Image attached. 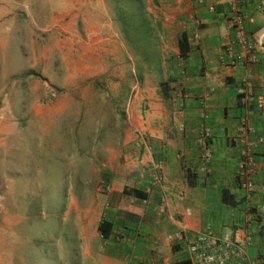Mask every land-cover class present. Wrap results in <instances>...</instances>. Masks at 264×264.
Masks as SVG:
<instances>
[{"label": "rangeland", "instance_id": "obj_1", "mask_svg": "<svg viewBox=\"0 0 264 264\" xmlns=\"http://www.w3.org/2000/svg\"><path fill=\"white\" fill-rule=\"evenodd\" d=\"M177 1L0 0V264L103 260L106 170L151 140Z\"/></svg>", "mask_w": 264, "mask_h": 264}, {"label": "crops", "instance_id": "obj_2", "mask_svg": "<svg viewBox=\"0 0 264 264\" xmlns=\"http://www.w3.org/2000/svg\"><path fill=\"white\" fill-rule=\"evenodd\" d=\"M235 2L177 1L178 22L164 28L171 46L161 58L166 98L150 96L145 124L152 157L163 162L164 188L151 186L152 158L130 148L107 168L110 190L96 224L107 242L99 264H194L181 236L206 229L222 244L242 245L250 236L246 262L264 264V15L254 3L242 8L255 61L235 46L240 63L232 65L224 46L233 36ZM243 122L254 132L242 133ZM206 128L212 157L204 164L200 136ZM248 152L256 161L249 196L238 185ZM102 222L110 224L107 238L99 231Z\"/></svg>", "mask_w": 264, "mask_h": 264}, {"label": "built area", "instance_id": "obj_3", "mask_svg": "<svg viewBox=\"0 0 264 264\" xmlns=\"http://www.w3.org/2000/svg\"><path fill=\"white\" fill-rule=\"evenodd\" d=\"M198 5H202L204 0H196ZM254 3L257 9L264 15V0H236L235 6L233 7L234 15L230 18L231 29L233 31L232 39L225 44L226 53L231 58V64H239V60L234 59L233 50L235 46L240 47L249 56L246 58L250 62L255 61V56L252 52L253 50V40L250 39L244 28V15L242 13V8L246 5ZM210 11H214V6L209 7ZM198 36H194V42H198ZM252 98L248 97L244 99V105H249ZM242 133L254 132L253 129L249 128L244 122L240 127ZM202 142V161L204 164L208 163L212 157L211 149V134L208 128L202 131L200 136ZM261 141V140H259ZM134 147L143 153V155L149 156L151 159V186L156 187L159 190L164 188V175L162 171L163 162L161 159H153L152 157V147L148 139L142 135L138 134L136 142H134ZM256 171V161L252 153L248 152L244 154L243 169L238 174V185L245 191L249 196L254 191L253 175ZM161 213L166 212V207L160 210ZM181 240L187 241L188 250L191 255V259L194 264H251L247 263V257L245 253V247L252 243V238L250 236H245L243 244H236L231 242L228 244H222L220 241L216 240L210 229H206L204 233L195 234L192 237L188 235L181 236ZM237 250H234V249ZM233 250V251H232Z\"/></svg>", "mask_w": 264, "mask_h": 264}, {"label": "trees", "instance_id": "obj_4", "mask_svg": "<svg viewBox=\"0 0 264 264\" xmlns=\"http://www.w3.org/2000/svg\"><path fill=\"white\" fill-rule=\"evenodd\" d=\"M109 229H110V224L107 222H102V224L99 227V231L103 238H107Z\"/></svg>", "mask_w": 264, "mask_h": 264}, {"label": "bare ground", "instance_id": "obj_5", "mask_svg": "<svg viewBox=\"0 0 264 264\" xmlns=\"http://www.w3.org/2000/svg\"><path fill=\"white\" fill-rule=\"evenodd\" d=\"M90 46H91V45H90ZM97 46H99V47H98V50H99V51H102V50H103V49H102V41L99 40V42H97ZM97 46H96L94 49H97ZM91 47H92V46H91ZM102 69H103V68H102Z\"/></svg>", "mask_w": 264, "mask_h": 264}]
</instances>
